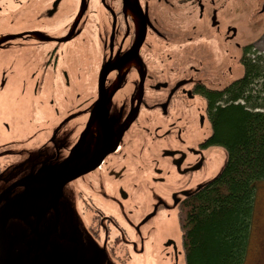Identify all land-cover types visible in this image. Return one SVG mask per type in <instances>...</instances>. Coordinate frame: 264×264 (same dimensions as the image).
Returning <instances> with one entry per match:
<instances>
[{
  "label": "flooded vegetation",
  "instance_id": "obj_1",
  "mask_svg": "<svg viewBox=\"0 0 264 264\" xmlns=\"http://www.w3.org/2000/svg\"><path fill=\"white\" fill-rule=\"evenodd\" d=\"M262 15L264 0H0V108L13 111L11 170L30 176L67 162L72 168L101 161L76 179L87 189L88 231L114 264L143 259L136 239L150 216L121 223L128 182L158 170L163 158L181 176L202 169L212 134L168 149L176 140L175 116L200 129L210 121L211 93L233 88L264 56L254 40ZM184 190L173 194L178 213ZM53 200L33 203L18 220L33 240L22 264L52 261ZM174 245L166 237L151 256L179 264Z\"/></svg>",
  "mask_w": 264,
  "mask_h": 264
},
{
  "label": "rangeland",
  "instance_id": "obj_2",
  "mask_svg": "<svg viewBox=\"0 0 264 264\" xmlns=\"http://www.w3.org/2000/svg\"><path fill=\"white\" fill-rule=\"evenodd\" d=\"M262 18L263 21L256 29L254 40L259 38L261 44L258 49L264 52V15ZM11 113L13 111L8 108H0V188H7L25 174H29V171L11 170V165L17 164L12 157V142L15 140L12 134L13 128L9 130L7 126L13 117L10 115ZM175 118L178 120L174 124L175 132H173L176 140L171 141L168 149H184L190 146L192 141H202L205 137H209L212 132L209 119L200 129L199 124L194 123L193 119L179 120L180 117L177 116ZM205 158L202 169L193 175L181 176L176 171L174 163L168 158H163L159 163L158 170L153 172L151 169L147 174L135 177L128 182V188L130 187L128 195L131 199L129 198L130 204L126 205V209L120 216L123 220L121 223L141 222L143 218L150 216L149 220L141 226L140 237L136 239V247L138 249L144 247V257L138 262L132 260L129 264H160V262L164 264L161 258L159 262L158 255H154V257L151 255L156 252L155 248L166 237L177 245L179 264H185L178 212L172 204L173 194L183 189L192 194L197 188L205 186L207 182L213 180L224 168L227 152L214 145L206 150ZM81 181L82 179L75 180L74 183H70L64 188V194L57 208L58 216L51 220V226H55L56 230L53 236H47L48 241L51 239L52 261L50 264H92L94 260L100 264H114L110 255L108 256L105 251L99 248L101 242L97 241L88 231L83 215L85 203L82 200L87 196V189L82 188ZM82 184L84 186L86 182H82ZM107 184L111 187L113 179H109ZM256 192L251 238L244 264H264V182L259 183ZM136 227L139 228L138 223L133 225V228ZM6 236L8 245L14 248L15 263L22 264L20 261L23 258H28L27 246L33 245L28 227L18 220L11 219L8 223Z\"/></svg>",
  "mask_w": 264,
  "mask_h": 264
},
{
  "label": "trees",
  "instance_id": "obj_3",
  "mask_svg": "<svg viewBox=\"0 0 264 264\" xmlns=\"http://www.w3.org/2000/svg\"><path fill=\"white\" fill-rule=\"evenodd\" d=\"M262 77L264 56L233 88L208 97L210 143L226 150L227 158L222 171L181 205L178 218L185 264L245 263L256 188L264 182Z\"/></svg>",
  "mask_w": 264,
  "mask_h": 264
},
{
  "label": "water",
  "instance_id": "obj_4",
  "mask_svg": "<svg viewBox=\"0 0 264 264\" xmlns=\"http://www.w3.org/2000/svg\"><path fill=\"white\" fill-rule=\"evenodd\" d=\"M100 79L99 105L103 106L102 96L103 92H105L103 69ZM97 108L100 110V107ZM98 109L97 111H99ZM76 153L77 147L72 150L71 156L75 158ZM100 163L101 161L94 158L78 167L73 166L72 168H68L67 162L66 164H61L59 166L41 168V170L34 175L23 176L17 182L9 185V187L0 188V204L14 191L20 189V187L23 188V191L20 192V194L13 196L9 201L5 202L4 205L0 206V264H14V248H11L8 245L6 236V230L10 220H21L23 212L31 207L33 203L37 202L42 204V200L48 198H51V200L55 198V201L53 200V203L55 204L51 210L55 212L54 217L56 218L58 216L57 208L61 202L60 199L62 198L64 187L74 182L77 178L84 176V174L94 171ZM192 194L189 193L185 195H188L187 197H189ZM55 230L56 228L53 226L50 233H48L49 236H53ZM174 249L176 250V245H174ZM177 255L178 250H176V256ZM22 260L20 262H22Z\"/></svg>",
  "mask_w": 264,
  "mask_h": 264
}]
</instances>
